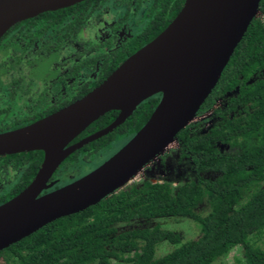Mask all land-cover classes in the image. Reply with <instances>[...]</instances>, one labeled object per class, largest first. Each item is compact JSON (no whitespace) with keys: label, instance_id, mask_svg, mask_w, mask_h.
<instances>
[{"label":"trees","instance_id":"trees-1","mask_svg":"<svg viewBox=\"0 0 264 264\" xmlns=\"http://www.w3.org/2000/svg\"><path fill=\"white\" fill-rule=\"evenodd\" d=\"M116 2L83 0L18 22L11 36L6 34L0 39V71L6 54L5 39L23 40L14 44L16 53L20 45L33 48L34 42L58 50L67 42V33L79 35L87 24L84 20L95 7H111ZM183 2L155 0L153 18L136 38L133 50L159 34ZM258 10L259 15L247 27L218 82L196 113L210 110L222 99L224 105L214 110L216 120L204 129L199 122H191L176 136L179 157L191 163V177L175 185L149 178L133 182L0 250V264H212L235 246L242 249L239 264H264V0H260ZM86 45L91 48L90 43ZM119 60L104 75L91 78L89 88L82 94L100 84ZM89 61L93 70L95 60ZM160 97L157 93L144 99L112 132L69 154L52 176L57 180L56 186L86 174L90 170L87 166L118 139L124 140L123 146L147 121ZM117 114L111 110L101 115L70 143L106 127ZM7 125V114L0 112V131ZM12 156L16 165L24 161L22 184L9 193L0 192V203L26 186L43 160L41 150ZM171 217L193 220L199 235L184 240L160 224H139ZM164 243L169 248L156 256L158 246Z\"/></svg>","mask_w":264,"mask_h":264},{"label":"water","instance_id":"water-1","mask_svg":"<svg viewBox=\"0 0 264 264\" xmlns=\"http://www.w3.org/2000/svg\"><path fill=\"white\" fill-rule=\"evenodd\" d=\"M83 0H0V38L14 24ZM260 0H184L167 26L124 59L100 84L69 105L0 133V155L41 150L32 181L0 205V250L47 223L80 212L123 189L164 154L215 87ZM160 93L143 126L114 154L81 177L47 193L61 162L121 125L144 99ZM106 127L69 143L101 115Z\"/></svg>","mask_w":264,"mask_h":264},{"label":"flooded vegetation","instance_id":"flooded-vegetation-1","mask_svg":"<svg viewBox=\"0 0 264 264\" xmlns=\"http://www.w3.org/2000/svg\"><path fill=\"white\" fill-rule=\"evenodd\" d=\"M155 4V0H117L111 7L107 4L95 7L84 20L87 24L81 28L79 35L74 36L71 32L67 33L65 35L67 42L58 50H49V48L34 42L33 48L29 44L20 45L19 51L16 53L14 44L16 42L21 44L23 40L5 39L4 52L6 54L2 57L4 66L0 71L2 83L0 112L7 114L8 125L0 133L29 125L81 98L82 92L89 88L91 78L95 79L104 75L108 67L113 66L117 59L120 58L119 65L129 55L145 45L147 42L133 50L136 46V38L140 33L145 32L153 18L152 11ZM14 26L15 24L3 36L10 34ZM86 43L91 44L90 49H87ZM21 51L24 52L23 55L19 54ZM52 51L53 53H50ZM89 60H95L93 70L88 65ZM75 96L78 97L75 98ZM222 105H224L223 100L218 99L213 108L196 114L195 123L199 122V127L203 126L202 129L211 126L217 118L214 110ZM174 145L175 148H171L163 156L150 162L148 167L151 172L143 174L138 181L145 178H149L152 182L171 181L164 175L172 174L173 170H176L180 175L181 170L186 166L189 167L188 171L190 170V175H192L190 161L187 158L179 157L177 141L174 142ZM15 154L18 153L0 155V192L9 193L11 189L14 190L16 186L22 184L20 176L25 168L24 161L18 162L16 165L15 157L12 156ZM157 175H160L161 178H155ZM173 179L172 183L175 185L181 180V177H173ZM51 181H55V183L44 189L41 194L67 184L56 186L57 180L52 177L49 182ZM26 186L22 187L20 191ZM20 191L1 202L0 205Z\"/></svg>","mask_w":264,"mask_h":264},{"label":"rangeland","instance_id":"rangeland-1","mask_svg":"<svg viewBox=\"0 0 264 264\" xmlns=\"http://www.w3.org/2000/svg\"><path fill=\"white\" fill-rule=\"evenodd\" d=\"M1 85H2V83H1V78H0V87H1ZM195 120H197L196 117L194 118V120L192 122H195ZM204 126H206V125H204ZM123 143H124V140H121V139H118L117 141H115L105 153L103 152V154L100 157L96 158L92 163H90V165L87 166L88 167L87 169H89V168L92 169V167H95L100 160H102L106 156L111 155L112 153L116 152L122 146ZM174 146L175 145L173 143L167 149V151L170 150L171 148H175ZM167 151H165L164 154ZM164 154H162L161 156H163ZM161 156H159V157H161ZM188 168L189 167L186 166V168L182 169L180 175H179V173H177L176 170L175 171L173 170L172 174L166 173L164 176H166L165 178L170 179L171 181L174 180L173 177H181V180L188 179L189 177L192 176V175H190V170L188 171ZM148 172H151V170L149 169L148 166H146L144 168V170L141 171L134 178V180L131 183L137 182L139 179L142 178L143 174H146ZM155 178L158 179L161 177H160V175L159 176L157 175ZM139 224L140 225H146V226H153L155 224H160L164 228H168V229H171V230L179 233L183 237L184 240L195 239L199 235V229H198L196 223L187 217L163 218V219H158V220H150V221H146V222H140ZM168 248H169V246L166 245L165 243L162 245H159L157 248V251H156V256H159L162 253H165ZM241 255H242L241 247L235 246L227 255L218 258L212 264H239ZM112 264H119V263L112 262Z\"/></svg>","mask_w":264,"mask_h":264}]
</instances>
